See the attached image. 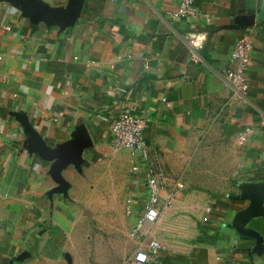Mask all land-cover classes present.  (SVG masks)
I'll use <instances>...</instances> for the list:
<instances>
[{
    "label": "crops",
    "instance_id": "1",
    "mask_svg": "<svg viewBox=\"0 0 264 264\" xmlns=\"http://www.w3.org/2000/svg\"><path fill=\"white\" fill-rule=\"evenodd\" d=\"M179 2L0 0V264H126L139 248L264 264L263 217L236 223L242 184L264 182V0H194L197 19L174 18ZM240 33L244 100L224 75ZM121 111L149 116L162 201L176 191L139 236L143 172L108 131Z\"/></svg>",
    "mask_w": 264,
    "mask_h": 264
},
{
    "label": "built area",
    "instance_id": "2",
    "mask_svg": "<svg viewBox=\"0 0 264 264\" xmlns=\"http://www.w3.org/2000/svg\"><path fill=\"white\" fill-rule=\"evenodd\" d=\"M174 18H194L202 16V12L194 0H180L171 14ZM5 28H9L5 25ZM192 42V38L190 39ZM253 37L251 33H240L234 40L229 54L230 64L224 70V75L231 86L235 98L244 100L249 89L246 71L253 51ZM150 118L148 115L134 116L126 111H121L108 126L111 144L116 148H127L132 151L135 162L131 166L132 172H143L145 187L147 190L143 209L139 214L132 233L139 236L145 228V224L158 221L165 209L171 205L174 193L162 201L160 191L165 185L162 171L145 136V128ZM253 132V128L246 126L238 134L240 142H245ZM182 185L178 184L177 188ZM153 247L158 246L157 241H152ZM126 264H151L150 254L144 249H137Z\"/></svg>",
    "mask_w": 264,
    "mask_h": 264
},
{
    "label": "water",
    "instance_id": "3",
    "mask_svg": "<svg viewBox=\"0 0 264 264\" xmlns=\"http://www.w3.org/2000/svg\"><path fill=\"white\" fill-rule=\"evenodd\" d=\"M241 188V197L249 198L250 202L248 206L238 214L236 217V223L239 229L246 232L248 230L244 229L243 225L252 217L261 215L264 219V182L244 183Z\"/></svg>",
    "mask_w": 264,
    "mask_h": 264
},
{
    "label": "rangeland",
    "instance_id": "4",
    "mask_svg": "<svg viewBox=\"0 0 264 264\" xmlns=\"http://www.w3.org/2000/svg\"><path fill=\"white\" fill-rule=\"evenodd\" d=\"M13 2H18V3H27V2H30V1H33V0H11Z\"/></svg>",
    "mask_w": 264,
    "mask_h": 264
}]
</instances>
